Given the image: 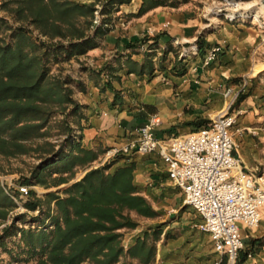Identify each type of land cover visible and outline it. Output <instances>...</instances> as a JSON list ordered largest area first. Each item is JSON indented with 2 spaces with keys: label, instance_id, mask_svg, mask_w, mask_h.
<instances>
[{
  "label": "crops",
  "instance_id": "crops-1",
  "mask_svg": "<svg viewBox=\"0 0 264 264\" xmlns=\"http://www.w3.org/2000/svg\"><path fill=\"white\" fill-rule=\"evenodd\" d=\"M199 2L132 0L104 16L106 31L97 39V48L89 52L100 56L102 64L94 70L96 75L88 73V84L93 86L87 87L88 124L80 130L84 150L92 151L93 145L106 139L110 146L117 143L124 146L154 116L160 121L155 136L164 140L185 137L205 128L220 112L235 117L236 124L238 116L248 114L252 107L258 113L264 26L253 17L230 22L222 14L207 20L200 13ZM217 47L221 49L217 58L206 65L207 55ZM148 61L153 63V71L148 68L142 71ZM108 83L112 88H106ZM235 107L237 110L231 112ZM118 161L114 165L117 168L135 164V186L157 212L150 219L161 215L150 203L153 190L162 196L169 193L182 212L176 223L179 227L173 228L185 230L207 264H221L226 259L216 251L210 235L199 229L202 216L185 204L183 191L169 179L168 166L158 151L145 155L132 153ZM130 216L141 217L133 212ZM166 226L162 223L151 229L155 232L158 229L162 235ZM249 231L243 228L242 234ZM256 231L257 235L246 234L248 243L244 239L247 251L252 253L248 262L264 264V225L260 224ZM165 235L170 238L171 231Z\"/></svg>",
  "mask_w": 264,
  "mask_h": 264
},
{
  "label": "trees",
  "instance_id": "trees-1",
  "mask_svg": "<svg viewBox=\"0 0 264 264\" xmlns=\"http://www.w3.org/2000/svg\"><path fill=\"white\" fill-rule=\"evenodd\" d=\"M131 1L107 0L101 15H109L117 6ZM0 9L8 12L15 22L34 26L50 40L69 39L67 44L38 42L24 25L13 27L7 19L0 18V155L15 158L32 152L31 142L44 136L53 118L51 105H75L73 112L78 110L67 79L50 75L48 58L95 50L107 23L103 19L89 34L96 5L77 0H2ZM6 31H10V41L3 37ZM144 68L153 71V63L148 61L142 71ZM106 88H112L111 83ZM75 140L70 133L60 149L45 157L24 184L44 183L46 171L57 164H62L64 169L60 172L66 173L77 164L96 159L92 151L81 147V137L80 141ZM110 168L107 165L91 170L81 181L65 189L64 196L52 192L39 198L36 191H31L26 208L39 211L35 221L39 228L17 229L16 222L26 220L25 215H20L4 229L0 239L20 233L23 250L37 256V264H119L126 254L143 264L151 263L155 247L138 237L125 252L119 231L137 228L131 212L147 218L157 216V212L135 186V164L118 167L113 173L108 172ZM13 206L0 182V220L7 219ZM248 255L252 253L245 252L241 260ZM221 264H227V260Z\"/></svg>",
  "mask_w": 264,
  "mask_h": 264
},
{
  "label": "rangeland",
  "instance_id": "rangeland-1",
  "mask_svg": "<svg viewBox=\"0 0 264 264\" xmlns=\"http://www.w3.org/2000/svg\"><path fill=\"white\" fill-rule=\"evenodd\" d=\"M197 1H200V13L204 15L207 20L219 17L222 14H224L223 17L228 15L237 16V18L253 17L255 20V16L258 15L259 20L255 21H260L264 26L263 0ZM90 4L96 5L94 17L90 19L93 26L88 30V33L92 34L96 26H98L97 21H100L101 23L105 17L101 15L104 3ZM0 13V18L7 19L11 26L17 27L19 25H24L27 27L34 39L38 42L55 44L63 42L67 44L69 41V39L60 38L50 40L48 37L41 34L34 26L28 23L15 22L8 12L1 9ZM9 35L10 31L3 33V37L8 41H10ZM262 48L263 52L261 56L263 58V63L261 64L263 65V71L260 72V79H258V102L256 105L258 113H256L254 107H252V109H249L248 114L238 116L237 124L234 129V141L236 143L234 154L236 157L244 161V164L250 173L256 175L264 174V42L262 43ZM47 61V68L51 76H56L64 80L67 79L69 83L67 87L72 91V98L78 105V110L73 112L75 105H66L65 107L51 105L50 109L53 112V118L45 128L44 136L31 142L33 147L32 152L15 158H7L0 155V182L6 194L14 203V206L9 211L7 219L5 221L0 220V237L4 235V229L7 226L12 225L14 219L20 215H25L26 220L17 221V229L28 230L39 228V226L35 224L39 211L31 212L26 208L30 196L26 199H20L18 197L19 187H29L30 193L33 190L36 191V195L39 198H44L47 194L52 192L64 196L63 192L65 189L72 184L81 181L91 170L108 165L111 166L108 172L113 173L117 169L114 165L119 162L118 160H120L121 157L124 158L127 155H131H119L113 159L104 161L105 154L109 150L114 147L122 146L120 143H117L115 146H110L106 139V141L104 140L103 142H98L93 145L92 152L96 155L95 160L85 164H77L72 170H69L66 173H61L60 171H62L64 167L62 164H57L46 171L44 175V183L37 185L24 184V180L31 178L32 172L39 164H41L45 157L51 152L60 149L70 133L76 138L75 141H80V130L88 124L86 117L88 115L87 107L90 99L87 95V91L89 92L87 87L91 88L93 86L88 84V73H92L93 76L96 75L94 70L100 69L98 66L102 64L100 56L95 57L89 53L71 57H67L64 54H60L56 57L51 55ZM94 83H96V81H94ZM89 97L91 98L93 96ZM234 110H237V107L233 108L231 112H235ZM247 116L252 118H246ZM59 179L62 180L59 181ZM149 187L150 189L152 188L151 186ZM14 196L18 197V202L13 199ZM150 203L157 211L161 212V215L154 219L147 217H131L133 220H136L138 224L137 228L134 230L123 229L119 231L122 235L121 245L125 252L128 251L136 238L141 237L142 239H146L148 246L155 247V257L151 263L155 260L156 264H207L205 260L200 258V254H198L199 247L195 246L192 239L188 240V234L185 233V230H177L173 228L179 227L176 223L182 216V212L178 210V205L176 204L174 197H171L169 193L162 196L154 189L153 195L150 197ZM52 207H54V203L52 204ZM29 222H31V224ZM162 223H166L167 226L162 235H157L156 233H158V229L155 232L152 231L151 227ZM260 224L264 225V216ZM149 229H151V232H146L149 231ZM256 229L257 228L253 230L251 229L247 233L243 232L242 235L245 242L248 240L246 239V234L252 232L253 235H257ZM169 231H171V237L167 238L165 233ZM20 237V233H13L11 236L0 239V264H37L38 257H32L23 250L24 247L21 243ZM245 252H247L246 244L241 253V257ZM126 260L127 262H123ZM134 261L138 262V264H143L139 259L130 258L127 254L121 258L119 264H133Z\"/></svg>",
  "mask_w": 264,
  "mask_h": 264
},
{
  "label": "built area",
  "instance_id": "built-area-1",
  "mask_svg": "<svg viewBox=\"0 0 264 264\" xmlns=\"http://www.w3.org/2000/svg\"><path fill=\"white\" fill-rule=\"evenodd\" d=\"M230 22L237 16H226ZM100 25V21H97ZM221 49L211 50L205 59L209 65ZM154 116L137 130L126 145L114 147L104 157L108 161L119 155H145L158 151L168 166L169 179L183 191L185 204L203 218L199 229L210 235L216 251L227 264H249L241 260L245 248L242 229L257 228L264 216V174H252L235 156L233 129L235 117L218 113L212 123L185 137L158 139ZM19 198L29 196V187H19ZM17 196L13 199L17 201Z\"/></svg>",
  "mask_w": 264,
  "mask_h": 264
},
{
  "label": "bare ground",
  "instance_id": "bare-ground-1",
  "mask_svg": "<svg viewBox=\"0 0 264 264\" xmlns=\"http://www.w3.org/2000/svg\"><path fill=\"white\" fill-rule=\"evenodd\" d=\"M263 9H264V8H263ZM255 20H257V21L259 20V16H258V15L255 16Z\"/></svg>",
  "mask_w": 264,
  "mask_h": 264
},
{
  "label": "water",
  "instance_id": "water-1",
  "mask_svg": "<svg viewBox=\"0 0 264 264\" xmlns=\"http://www.w3.org/2000/svg\"><path fill=\"white\" fill-rule=\"evenodd\" d=\"M263 4H264V0H263Z\"/></svg>",
  "mask_w": 264,
  "mask_h": 264
}]
</instances>
